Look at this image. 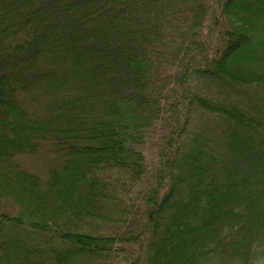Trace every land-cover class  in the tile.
<instances>
[{
    "label": "trees",
    "instance_id": "1",
    "mask_svg": "<svg viewBox=\"0 0 264 264\" xmlns=\"http://www.w3.org/2000/svg\"><path fill=\"white\" fill-rule=\"evenodd\" d=\"M262 30L264 0H0V264H264Z\"/></svg>",
    "mask_w": 264,
    "mask_h": 264
},
{
    "label": "rangeland",
    "instance_id": "2",
    "mask_svg": "<svg viewBox=\"0 0 264 264\" xmlns=\"http://www.w3.org/2000/svg\"><path fill=\"white\" fill-rule=\"evenodd\" d=\"M258 33L259 34H257V35H259L261 37L264 36L263 30H262V32L259 31ZM259 36H257L256 38H259ZM238 55L240 57L237 58V59H239V60L243 59L241 53H239ZM254 59L255 58L253 57L251 59H248V61H246V59H245V61H246V63H249L250 66H252V67H258V63H257L258 61L254 60ZM242 63H244V62H242ZM255 69H257V68H255ZM205 83L209 85V83L207 81L205 82L203 80V82L199 83L201 86H199L198 90L203 89V87H206L207 85L205 86ZM210 88L216 89L217 92L221 93V91L217 88L216 85L213 86V87L210 86ZM252 89L253 90H252V92L250 94L252 96H248V97H254L253 96L254 93L259 94V98H261V99L258 101V105H259V107L261 108V111L264 114V89L261 90V89H258L256 87H253ZM238 90H241V88L238 89ZM195 91H197V90H195ZM226 93L227 94H220L218 97H220V96L221 97L227 96L229 99L232 98L230 101H234L236 103L237 102H240V101L241 102L243 101L242 104H244V106H245L246 103H248L246 101L245 96L244 97L242 95H239V96L236 95L235 96V95L232 94V92H229L227 90H226ZM238 100H240V101H238ZM190 112H192V111L190 110ZM186 120H187V125H186V128H185V132H184L183 136L181 137V142L183 144L190 142V139L187 136V135H189V132H193L195 130H202V129L204 130L205 128H208V127L210 128V126H211L212 130H214L215 128L218 127V126H216L217 125V122H215V117L214 116H211L208 113H201L200 114L198 112H195L193 114L192 113L191 114L188 113V114L182 115L181 120L179 122L171 121L169 130L172 129L173 127H175L176 126L175 124L178 123L179 124V129H177V131L175 132L177 134L180 131V124H181V126H183V124L185 123ZM208 130H210V129H208ZM148 133L150 135H148V137L146 138V140H144V144H143L142 148H143V153H144L145 159H146V165H147V168L149 169L148 171H150L152 169H158L159 168L158 167L159 166V162H160L159 153L162 150V136L166 135L168 133V130H167V128L166 129H157V131L155 133H152V134H151V131L148 130ZM215 137H218V135L215 136ZM210 138L212 139V137H210ZM213 142H216V141H210V143H211V145L209 144V146H210L209 148H211L210 150H212V149L215 150L214 146H212L213 144H215ZM185 145H188V144H185ZM215 146H217V145H215ZM43 161L44 160H41V159L36 160V159L30 157V158H28V159L25 160V164L27 166L28 165H32V167H33L34 170L39 171V172H42L45 169V163ZM3 165L5 166V164H3V162H1L0 163V168L3 167ZM166 181L164 182L165 183V186L162 187V191L163 192L164 191L166 192L168 190V187H169V185H168V183ZM140 190L143 191L142 186L140 188H137V187H134V186L132 187L131 186V187H128V192L123 191L124 196H125V194L127 195V197L124 200V203H128V205L129 204L136 205L137 202L139 201V199L137 197V194H138V192ZM121 195L123 196L122 193H121ZM7 203L10 204L9 201H7ZM6 207L8 208V210L14 212V214H17L18 213V210L19 209L20 210L22 209L23 215H24L25 218H30L31 217L30 215L28 216V212L23 207H20V206L19 207L10 206L8 204H7ZM123 223L120 222L119 223L120 224L119 226H117L118 224H115V223L109 224V225L106 224V225H103L101 227V230L100 229L99 230L102 231V232H105V233L116 232L118 229H120V230L123 229L122 227H120ZM128 224H129V222H128ZM135 250L138 252V247H135ZM130 254L131 255H136L135 251H132V253L130 252ZM82 264H86V263H82Z\"/></svg>",
    "mask_w": 264,
    "mask_h": 264
}]
</instances>
